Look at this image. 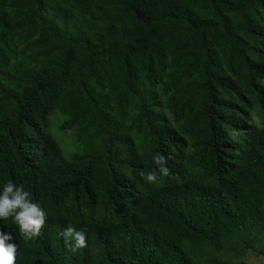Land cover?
<instances>
[{
    "label": "trees",
    "instance_id": "trees-1",
    "mask_svg": "<svg viewBox=\"0 0 264 264\" xmlns=\"http://www.w3.org/2000/svg\"><path fill=\"white\" fill-rule=\"evenodd\" d=\"M56 113L72 153L51 131ZM154 169L156 183L139 175ZM9 180L47 213L28 239L0 220L15 264H231L256 252L264 0H0ZM69 225L85 247L66 246Z\"/></svg>",
    "mask_w": 264,
    "mask_h": 264
},
{
    "label": "clouds",
    "instance_id": "clouds-1",
    "mask_svg": "<svg viewBox=\"0 0 264 264\" xmlns=\"http://www.w3.org/2000/svg\"><path fill=\"white\" fill-rule=\"evenodd\" d=\"M158 166L161 175L168 173L166 157L157 152L152 157ZM140 176L146 181L156 183L158 181L157 170L145 173L141 171ZM11 217L12 222L19 227L20 233L26 238H34L40 234L44 226L47 213L42 205L31 198V193L22 184L12 180L0 184V220ZM60 235L64 238L66 246L72 251L86 246L85 232L77 230L69 225L62 230ZM11 232L0 229V264H15L18 245L14 242Z\"/></svg>",
    "mask_w": 264,
    "mask_h": 264
},
{
    "label": "rangeland",
    "instance_id": "rangeland-1",
    "mask_svg": "<svg viewBox=\"0 0 264 264\" xmlns=\"http://www.w3.org/2000/svg\"><path fill=\"white\" fill-rule=\"evenodd\" d=\"M234 78V77H233ZM166 98V97H165ZM168 118L173 123L176 124L177 118H174V115L167 110ZM64 117L56 113L51 118L52 122V133L57 138L63 150L69 154L76 151L77 146L75 145L73 132L72 131H62L59 126L63 122ZM231 264H264V241L257 246L256 252H249L241 260L232 262Z\"/></svg>",
    "mask_w": 264,
    "mask_h": 264
}]
</instances>
